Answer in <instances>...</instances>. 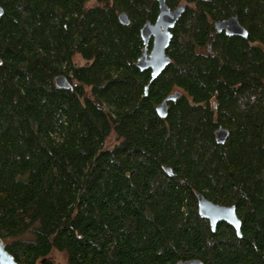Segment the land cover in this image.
I'll list each match as a JSON object with an SVG mask.
<instances>
[{
	"label": "trees",
	"instance_id": "16d2710c",
	"mask_svg": "<svg viewBox=\"0 0 264 264\" xmlns=\"http://www.w3.org/2000/svg\"><path fill=\"white\" fill-rule=\"evenodd\" d=\"M89 1L0 0L6 250L27 264H264V0H167L185 7L153 80L136 61L157 2ZM232 15L246 37L214 28ZM197 192L235 206L240 237L211 230Z\"/></svg>",
	"mask_w": 264,
	"mask_h": 264
},
{
	"label": "water",
	"instance_id": "95a60500",
	"mask_svg": "<svg viewBox=\"0 0 264 264\" xmlns=\"http://www.w3.org/2000/svg\"><path fill=\"white\" fill-rule=\"evenodd\" d=\"M158 4V13L153 22L146 21L140 28V38L144 47L140 56L137 58L136 66L140 70H149L150 79H155L164 68L170 63V58L166 50L171 41V29L184 11V4H178L170 7L167 0H155ZM3 9L0 6V15ZM118 19L123 24H128L129 19L125 12L118 15ZM214 28L218 32H224L226 35H237L241 37L247 36V30L239 23L237 15H232L224 19H216L213 22ZM55 84L58 87L69 88L70 84L64 75L55 77ZM147 86H145V92ZM180 95L176 91L169 94L164 100L155 106V111L160 117H165L168 110V102L175 100ZM217 140L224 142L227 137V130L219 127L216 132ZM167 172H170L167 169ZM196 202L198 214L207 219L211 230H215L218 222L223 221L230 224L238 237L241 236V221L237 216L234 205H221L207 199L202 193L197 192ZM0 264H27L17 262L14 257L6 250L5 242L0 237ZM176 264H202L200 260L188 259L180 260Z\"/></svg>",
	"mask_w": 264,
	"mask_h": 264
},
{
	"label": "rangeland",
	"instance_id": "374dc122",
	"mask_svg": "<svg viewBox=\"0 0 264 264\" xmlns=\"http://www.w3.org/2000/svg\"><path fill=\"white\" fill-rule=\"evenodd\" d=\"M92 4H94V0H90V1L88 2V5H92ZM74 61L77 62V63H84V61L81 60V58H80L79 56H75V57H74ZM113 143H114V137L112 136V137H110V138L106 141L105 146H106V147H109V146H111ZM53 257H54V260H55L56 262H59V263H61V264L65 262V257H64V255H63L62 253L55 252V253L53 254Z\"/></svg>",
	"mask_w": 264,
	"mask_h": 264
}]
</instances>
